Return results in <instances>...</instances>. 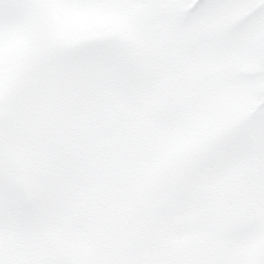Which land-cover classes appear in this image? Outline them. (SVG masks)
<instances>
[{"label":"snow or ice","instance_id":"1","mask_svg":"<svg viewBox=\"0 0 264 264\" xmlns=\"http://www.w3.org/2000/svg\"><path fill=\"white\" fill-rule=\"evenodd\" d=\"M0 264H264V0H0Z\"/></svg>","mask_w":264,"mask_h":264}]
</instances>
